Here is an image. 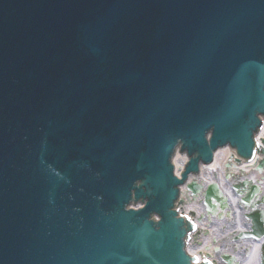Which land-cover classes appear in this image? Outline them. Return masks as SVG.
<instances>
[{
	"label": "water",
	"instance_id": "obj_1",
	"mask_svg": "<svg viewBox=\"0 0 264 264\" xmlns=\"http://www.w3.org/2000/svg\"><path fill=\"white\" fill-rule=\"evenodd\" d=\"M256 114L264 0H0V264H189L172 151L249 157Z\"/></svg>",
	"mask_w": 264,
	"mask_h": 264
},
{
	"label": "bare ground",
	"instance_id": "obj_2",
	"mask_svg": "<svg viewBox=\"0 0 264 264\" xmlns=\"http://www.w3.org/2000/svg\"><path fill=\"white\" fill-rule=\"evenodd\" d=\"M260 134L258 135V138H257V140H258V142L260 143L261 142V140L264 138V130L262 131V132H259ZM233 154H235L234 152L232 153L230 150H228V149H219L218 151H216L215 152V157H214V161H213V163L211 164V168H215L216 166H217V162H218V160H226L227 158L229 159V157L231 156V155H233ZM178 158H180V159H182V160H184L185 162H186V160H187V157L184 155H182V156H180V154H178V153H176L175 154V159H174V165H175V167L176 168H178L177 166H176V159H178ZM175 173H176V175L177 176H179V173L177 172V170H175ZM191 178V177H190ZM193 179V178H192ZM191 179V180H192ZM255 259H256V255H254L252 258H251V261H250V264L252 263H254L255 262Z\"/></svg>",
	"mask_w": 264,
	"mask_h": 264
}]
</instances>
